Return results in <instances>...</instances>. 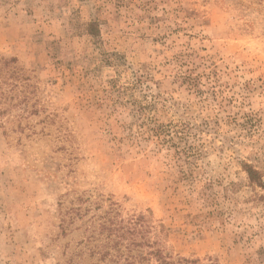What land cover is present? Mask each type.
I'll list each match as a JSON object with an SVG mask.
<instances>
[{"label": "rangeland", "instance_id": "1", "mask_svg": "<svg viewBox=\"0 0 264 264\" xmlns=\"http://www.w3.org/2000/svg\"><path fill=\"white\" fill-rule=\"evenodd\" d=\"M142 216L264 264V0H0V264H134Z\"/></svg>", "mask_w": 264, "mask_h": 264}, {"label": "trees", "instance_id": "2", "mask_svg": "<svg viewBox=\"0 0 264 264\" xmlns=\"http://www.w3.org/2000/svg\"><path fill=\"white\" fill-rule=\"evenodd\" d=\"M107 229L109 243L113 242L111 247L117 251L120 260L125 258V261L134 264H150L153 262L156 264H200L197 260L175 259L165 253L161 242L152 240L153 226L146 217L142 216L132 220L128 227L118 224L115 228L109 226ZM108 256H110V252H103L99 260L104 262Z\"/></svg>", "mask_w": 264, "mask_h": 264}]
</instances>
